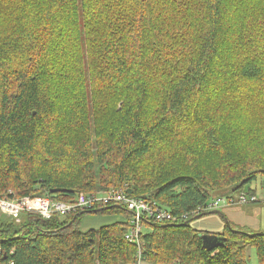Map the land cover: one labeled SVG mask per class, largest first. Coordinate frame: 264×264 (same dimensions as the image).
<instances>
[{
  "label": "trees",
  "instance_id": "1",
  "mask_svg": "<svg viewBox=\"0 0 264 264\" xmlns=\"http://www.w3.org/2000/svg\"><path fill=\"white\" fill-rule=\"evenodd\" d=\"M258 177L264 0H0V198L117 189L176 220L150 219L137 245L119 204L0 214L3 264H138V250L154 264H246L249 246L264 264L263 232L224 224L207 250L182 224L217 197L258 201ZM86 213L115 220L80 230Z\"/></svg>",
  "mask_w": 264,
  "mask_h": 264
},
{
  "label": "built area",
  "instance_id": "2",
  "mask_svg": "<svg viewBox=\"0 0 264 264\" xmlns=\"http://www.w3.org/2000/svg\"><path fill=\"white\" fill-rule=\"evenodd\" d=\"M254 199L251 197V200ZM247 196L241 192L238 198L230 200L233 204L246 203ZM223 201V198L217 197L212 200L205 210L217 209ZM103 204H119L123 205L130 211L131 217L129 218L128 228L124 237L137 245L140 243L142 233V222H147L150 219L158 221H176L175 218L162 208L153 207L150 203L142 198H134L126 195L123 191L117 189H110L103 193L92 192L90 194L79 193L74 201L63 202L52 199L48 196H21L0 198V213L7 217L20 221L23 213L27 215L32 214L41 219H50L54 215L65 216L71 211L77 209L90 210L97 205ZM13 250H10L12 253ZM5 255L0 243V264H3L2 257ZM140 251L138 250L137 259L140 260ZM12 264V262H10Z\"/></svg>",
  "mask_w": 264,
  "mask_h": 264
},
{
  "label": "rangeland",
  "instance_id": "3",
  "mask_svg": "<svg viewBox=\"0 0 264 264\" xmlns=\"http://www.w3.org/2000/svg\"><path fill=\"white\" fill-rule=\"evenodd\" d=\"M250 39L253 41V43H249L247 41L246 42V49H250L252 47H254V44H257L259 39L257 38V36H252L250 37ZM226 50V49H225ZM235 50H239V49H235ZM103 109V108H102ZM92 112H89L88 116L91 115ZM92 143H90V149L94 148L95 145H97V141H94V131H93V126L90 125V131H89ZM79 136V139L83 138V134H75ZM252 189L255 190L256 196L258 201L256 202H248L246 204H223L225 202V199L223 202H220L219 206V211H221L220 209H224L223 206L225 205H235L236 207H238V205H240V208L244 210L243 214H240L237 218L242 219V220H251L254 219L257 222V226L253 227L250 225L249 221H246V223H243V225H235L234 223L230 222L227 217L225 216V218L230 222V225L233 229H238V227L240 229V231L242 232H252V233H264V179H262L261 177H258L256 180L252 181V183L249 185ZM237 195V194H235ZM224 198V197H223ZM252 209H257V212L252 211ZM2 214V213H0ZM4 215V214H2ZM101 214H92V213H86L83 215V217L81 218L80 221V225L79 228L80 230H87L89 228H97L98 226H100V224H104V223H108L111 222L113 219H109V218H103L101 220ZM6 216V215H4ZM27 216L26 213H23L20 217V220L24 219ZM60 216V215H59ZM214 216V215H211ZM4 218V217H3ZM61 219H64V216L60 217ZM204 218H198L192 221V225L193 227H197L199 224L204 225ZM223 221V220H222ZM101 222V223H98ZM224 224H226V221H223ZM151 229L150 224H147L146 222H142V233H147L149 232ZM205 232H212V233H216V229L214 228H209V230H205ZM246 264H258L256 257H255V250L252 247H247L246 248ZM139 264H152L148 261L145 260H141L139 262Z\"/></svg>",
  "mask_w": 264,
  "mask_h": 264
},
{
  "label": "crops",
  "instance_id": "4",
  "mask_svg": "<svg viewBox=\"0 0 264 264\" xmlns=\"http://www.w3.org/2000/svg\"><path fill=\"white\" fill-rule=\"evenodd\" d=\"M221 210H222L223 214L227 217V219L230 222L235 223L236 225H243V223H246V221H249L251 226H253V227L257 226V222H256L255 218L251 219V220H242L240 218L239 219L237 218L240 214L244 213V210L240 208V205H238V207H236L235 205L226 206V207H224V209H221ZM252 211L254 213V212H257L258 210L252 209ZM211 215H214V216H211ZM100 216H101L100 217L101 220H102V217L113 219L112 221L115 220V218L112 216H106V215H100ZM203 218H204L203 219L204 225L199 224L196 227L197 229L205 231V230H209V228H214L217 231L216 233H220L223 231L224 222L222 221L221 216H219L217 214H210V215L204 216ZM111 222H108V223H111ZM98 223H101V222H98ZM108 223H104V224H108ZM104 224L101 223L100 226L104 225ZM152 264H154V263H152Z\"/></svg>",
  "mask_w": 264,
  "mask_h": 264
},
{
  "label": "water",
  "instance_id": "5",
  "mask_svg": "<svg viewBox=\"0 0 264 264\" xmlns=\"http://www.w3.org/2000/svg\"><path fill=\"white\" fill-rule=\"evenodd\" d=\"M50 192L54 193L59 191V189H50ZM82 212V211H81ZM210 214H219V215H224L222 211H219L218 209H211V210H207V211H203L201 213H197L196 215L190 217L189 219H186L182 224H188L189 222L198 219L202 216L205 215H210ZM224 219L226 221V225H228L232 231H240L238 229H233L230 225V222L225 218ZM174 224V223H172ZM242 232V231H240ZM248 235H253V234H258V233H252V232H245ZM201 237V241H202V246L207 249V250H213L219 246H221L222 244H224V241L226 239L225 236L219 234V233H212V232H202L200 234Z\"/></svg>",
  "mask_w": 264,
  "mask_h": 264
},
{
  "label": "bare ground",
  "instance_id": "6",
  "mask_svg": "<svg viewBox=\"0 0 264 264\" xmlns=\"http://www.w3.org/2000/svg\"><path fill=\"white\" fill-rule=\"evenodd\" d=\"M13 222V221H12ZM15 222V221H14ZM147 223V222H146ZM16 223H14V226H15Z\"/></svg>",
  "mask_w": 264,
  "mask_h": 264
}]
</instances>
